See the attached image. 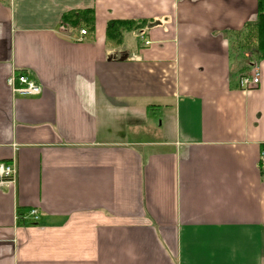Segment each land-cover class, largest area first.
I'll return each mask as SVG.
<instances>
[{"label":"crops","instance_id":"obj_1","mask_svg":"<svg viewBox=\"0 0 264 264\" xmlns=\"http://www.w3.org/2000/svg\"><path fill=\"white\" fill-rule=\"evenodd\" d=\"M80 10L93 39L61 22ZM256 10L0 0V264H264V58L232 49ZM116 20L145 23L134 46H106Z\"/></svg>","mask_w":264,"mask_h":264},{"label":"trees","instance_id":"obj_2","mask_svg":"<svg viewBox=\"0 0 264 264\" xmlns=\"http://www.w3.org/2000/svg\"><path fill=\"white\" fill-rule=\"evenodd\" d=\"M63 25L85 30L88 39L94 35V13L92 10L69 12L62 16ZM145 23L133 20L109 21L105 28V43L108 48L118 49L124 45L128 34L142 33ZM241 38L232 45L235 52L247 51L255 60L264 58V0H257L254 22L247 23L239 34Z\"/></svg>","mask_w":264,"mask_h":264},{"label":"built area","instance_id":"obj_3","mask_svg":"<svg viewBox=\"0 0 264 264\" xmlns=\"http://www.w3.org/2000/svg\"><path fill=\"white\" fill-rule=\"evenodd\" d=\"M80 36H86L85 30L79 31ZM144 45L147 42H143ZM258 84V73L257 67H253L251 73L248 76H241L238 79V87L243 90H248L255 87ZM8 85L12 89V93L19 97H33L40 94V87L30 82L25 76H12L8 80ZM16 171L12 164L1 162L0 163V186L4 184H10L14 181ZM37 211L31 209L29 211V216L32 218V221L37 220Z\"/></svg>","mask_w":264,"mask_h":264},{"label":"rangeland","instance_id":"obj_4","mask_svg":"<svg viewBox=\"0 0 264 264\" xmlns=\"http://www.w3.org/2000/svg\"><path fill=\"white\" fill-rule=\"evenodd\" d=\"M133 37H134L133 34L126 35L125 42L127 43V45L130 44V46H134L137 43V40L135 39V37L134 38Z\"/></svg>","mask_w":264,"mask_h":264}]
</instances>
